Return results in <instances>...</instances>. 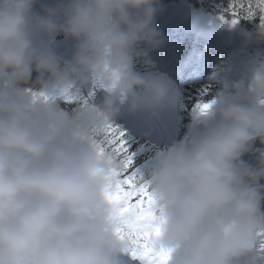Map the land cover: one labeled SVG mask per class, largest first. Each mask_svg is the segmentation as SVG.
Masks as SVG:
<instances>
[{
  "label": "clouds",
  "instance_id": "clouds-1",
  "mask_svg": "<svg viewBox=\"0 0 264 264\" xmlns=\"http://www.w3.org/2000/svg\"><path fill=\"white\" fill-rule=\"evenodd\" d=\"M36 4L0 0V264H118L127 244L105 192L121 158L105 131L121 129L113 117L125 100L129 111H151L168 91L162 77L134 70L166 42L155 26L161 6ZM58 34L73 41L68 60L45 43ZM240 35L264 41V26ZM89 90L104 93L99 104ZM210 102L140 176L163 221L155 246L171 250L168 264H237L246 255L264 264V61ZM250 151L254 164L241 159Z\"/></svg>",
  "mask_w": 264,
  "mask_h": 264
},
{
  "label": "rangeland",
  "instance_id": "rangeland-1",
  "mask_svg": "<svg viewBox=\"0 0 264 264\" xmlns=\"http://www.w3.org/2000/svg\"><path fill=\"white\" fill-rule=\"evenodd\" d=\"M51 2L54 7L59 2V0H51ZM169 3L175 8V11L182 13L184 17L187 15V16L192 17L193 19V15L197 14V10L194 9L192 5L189 4L186 0L171 1ZM180 4L185 5L184 7L187 10L177 9V5H180ZM34 10L39 11V7ZM203 15L205 17L203 19L212 21L211 23L212 26L218 31L219 30L224 31L223 30L224 26L228 28H232L233 30H235L236 32H239L240 34L243 33L244 31H247V29L241 26V24H239L238 22L234 25L229 26V24L225 23L224 20L221 19V17L214 16L211 13H207V12H204ZM256 26L257 25H255L254 28ZM157 29H159L162 32L163 36L166 37V42L163 45L165 52H167L171 48V45H173L176 50L175 51L173 50L172 54L173 55L175 54L177 56L178 53H181L180 56L171 57L169 62L166 64L167 65L166 67H171L174 64L177 66V64L180 62L181 59L183 61H186L180 64L179 67L176 68V70H174V74L172 77H169V79L180 89L181 99L185 104L184 105L185 108H188V109L191 108L192 110L195 111V105L197 104L198 101H203V102L212 101L214 98H216L217 93L223 91L230 83L238 80L237 78L231 75L233 59L227 58L230 56V52L227 51L225 47H222L221 50H219L218 52H214L212 54L209 52L210 57H211L210 59L214 58V60H212V62L208 64L206 69L203 70L201 77L181 79V77H179L180 74L178 73H180L182 70V67L186 65L188 59L190 58L191 53L195 51V49H192L193 40L190 43H188L184 39H180L179 38L180 36H175V35L166 36L163 29H161V27ZM231 35L232 33H229V31H226V33L222 37L221 44L229 45L232 41ZM54 37L63 38L64 36L58 34ZM41 39H44V38H41ZM45 43L47 44V47L49 48V50L57 57H60L64 60H68L71 58L73 41L70 38L64 37L59 42H55V39L51 38V39H46ZM197 48H200V46H198ZM232 48H233L232 50L234 51L245 49V55H247V57H249L251 60H254L255 62L264 61V41L252 39L245 43L242 39V36H240L239 41H237L236 45H234ZM161 49L163 48L161 47ZM165 52L161 50H158V51L155 50V51L150 52L149 56H150L151 63L148 66H145L142 63H136L134 65V70L142 74H148L152 76L155 73L164 72L163 70L161 71L160 66L165 67L164 66L165 64L164 65L162 64L164 59L167 60L166 55L164 56ZM187 52H188V55H187V60H186L185 55ZM195 54H197L199 57L201 55V57L205 58L204 60H206L208 57L205 51H202V52L196 51ZM203 64L204 63H202L201 65ZM35 76L36 74L33 73V79H35ZM229 78H232V80L230 81ZM186 84H190V86L181 89V86L186 85ZM89 91H93L94 102L99 104L103 98L101 91L99 90H89ZM123 103H127V101L125 100ZM142 110H143L142 112H137V111H129V110L124 111L122 109H119V112L117 114H119L120 111L127 112V113L130 112L132 114H142L144 112H151L155 114V120L157 119L159 120V117H157L155 110L146 111L143 108ZM115 119H116V116L113 117V121ZM161 122L163 124H167L164 121H161ZM114 124L119 125L121 129L124 131L125 135L123 139L125 140V145L127 147L128 152L130 153L134 149L133 150L134 155L132 156V168L130 169V171L136 172L138 176L146 175L147 172L152 168L157 155L162 154L170 146L179 142L181 139L185 138L186 136V135H181L180 131L178 130L176 135L173 137V141H158L154 138L152 139L149 138V140H151L152 142L157 141L161 144H165L167 146V149L166 150L163 149L161 152H159V154H155V153L151 154L150 152L142 153L141 155L139 154L140 157L137 160L135 154L139 152L138 149L140 150V148L134 143V141L137 138L142 137L141 135H139V131L141 130V128L138 127L137 129L132 131V130L124 128L121 124H118L115 121H114ZM187 125H189V123H187ZM169 133H171L172 135L174 134L173 131L171 130L169 131ZM129 135L131 137H129ZM258 142L259 140L255 141L252 145V148L257 145H260L258 144ZM148 153H150V155H148ZM248 155H249V158L250 157L255 158L254 153H251ZM254 163L255 161L251 162L250 164H254ZM261 210L264 211V204H261ZM116 259L117 261H119V259H122L125 262V264H140V261L138 259H135V260H138V262L133 263L130 260L131 259L130 254L126 251H122L121 253H119Z\"/></svg>",
  "mask_w": 264,
  "mask_h": 264
},
{
  "label": "snow or ice",
  "instance_id": "snow-or-ice-1",
  "mask_svg": "<svg viewBox=\"0 0 264 264\" xmlns=\"http://www.w3.org/2000/svg\"><path fill=\"white\" fill-rule=\"evenodd\" d=\"M259 10L261 25L264 26V0H231L222 14L221 19L229 26L237 23L241 17L251 19ZM68 102V101H66ZM211 102L198 101L195 111L204 114L210 108ZM105 135L107 144L121 158V169L114 172L116 177L113 185L105 192L106 199L112 204L116 221L115 233L126 241L125 251L140 264H168L171 250L157 248L155 238L160 234L163 221L155 211V201L148 191V185L140 182V176L130 171L132 154H130L123 139L124 133L120 128L109 125ZM264 254V242L260 244Z\"/></svg>",
  "mask_w": 264,
  "mask_h": 264
},
{
  "label": "bare ground",
  "instance_id": "bare-ground-1",
  "mask_svg": "<svg viewBox=\"0 0 264 264\" xmlns=\"http://www.w3.org/2000/svg\"><path fill=\"white\" fill-rule=\"evenodd\" d=\"M184 6L185 5H182V4L177 5V9L187 10ZM201 16L203 18H205L204 15L201 14ZM205 21H207L209 24L212 23V21L207 20V19ZM188 22H191V17L186 15L185 18L183 19V21L179 25L176 21L171 22L168 26H166V28L163 31L166 34V36H170L172 34V31H174L176 26H178V28H182L184 25L189 24ZM161 23H162V20L160 19V17L156 16L155 17L156 28L160 27ZM223 30L224 31H222V30L218 31L217 30L214 32V35H216L215 38L218 41V43L215 47L217 48V51L221 50L222 47H225L226 50L230 52V56L227 58L233 59L232 60L233 64H232L231 75L237 79H240L241 76L243 75V73L245 72V70L247 69V67L250 64L254 63L255 61L251 60L249 57H247V55H245V49H240L237 51L232 50L233 49L232 47L234 45H236V42L239 41V37L241 36L239 32H236L232 28H228L225 26L223 27ZM226 31H229V33H232V35H231L232 41L229 45L224 46L221 43H222V37L226 33ZM179 32L181 33L180 36H182L181 39H184L188 43L190 42V39L193 38V33L191 31L188 33H183L180 29L176 33V35ZM201 42H202L201 39L199 37H196V45H201ZM162 48L163 49L159 48V50L164 51L163 46H162ZM163 62H165V61H163ZM179 65H180V62L177 64V66L174 64L171 67H161V71L163 70L164 72L155 73L153 75L156 77H162L165 80L166 84L168 85V91H167L163 101L161 102V105L154 110L156 111L157 117H159V123L161 121H164L167 123V124H165V126H167V128L169 130L174 131V133H175V131L177 132L179 130L182 135H186L189 132V125H187V123H189L190 121L188 119V116H189L192 109L191 108H189V109L185 108V106H184L185 104L181 99L180 89L169 79V77L173 76L174 70H176V68L179 67ZM190 70H192L191 67H190ZM187 73L188 72H186L184 75H186ZM190 74H191V72H190ZM187 75H189V74H187ZM229 80L231 81L232 78H229ZM189 86H190V84L183 85V86H181V89L189 87ZM101 94L104 95V93L102 91H101ZM137 94L142 95V92L138 91ZM120 109H122L124 111H128L129 110L128 101H127V103H122L120 105ZM139 109H142V108H138L135 111H139ZM129 137H131V136L129 135ZM134 143L140 148V150L138 149L139 152L135 154L137 160L139 159V157L142 153L150 152L151 154L152 153L153 154L154 153L159 154V152H161L163 149H165V150L167 149V146L165 144H161L157 141L152 142L151 140H149V138H147L145 136L137 138L134 141ZM258 144H260V141L258 142ZM261 146H262L261 144L257 145L255 147H253V149L259 148ZM133 150L130 152L132 154V156L134 155ZM150 153H148V155H150ZM251 153H254V152L250 151L248 153H245L241 157V159L244 160L245 162H248V160L251 158V157L249 158L248 154H251ZM131 168H132V166H131ZM261 183H264V181H261ZM261 204H264V201H261ZM130 260L132 262L135 261V259H133L132 257ZM118 262H119V264H125V262L122 259H119Z\"/></svg>",
  "mask_w": 264,
  "mask_h": 264
},
{
  "label": "trees",
  "instance_id": "trees-1",
  "mask_svg": "<svg viewBox=\"0 0 264 264\" xmlns=\"http://www.w3.org/2000/svg\"><path fill=\"white\" fill-rule=\"evenodd\" d=\"M44 1H47L45 3L46 6L51 7L50 5L51 0H37L36 7L38 5H41ZM187 1L190 2L192 6L197 8L198 10L212 12L220 16L223 14L225 18H228V14L224 10L229 7L231 0H187ZM237 22L241 24V26H243L248 31H253L255 29L254 28L255 25H258V23L261 24L259 10L257 9L256 14L251 19L241 17L238 19Z\"/></svg>",
  "mask_w": 264,
  "mask_h": 264
}]
</instances>
